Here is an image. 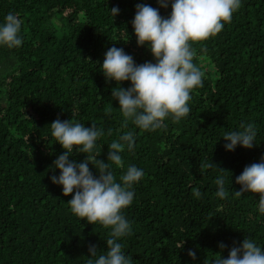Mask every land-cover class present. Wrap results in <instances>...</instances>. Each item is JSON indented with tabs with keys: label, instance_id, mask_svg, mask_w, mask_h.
Masks as SVG:
<instances>
[{
	"label": "trees",
	"instance_id": "trees-1",
	"mask_svg": "<svg viewBox=\"0 0 264 264\" xmlns=\"http://www.w3.org/2000/svg\"><path fill=\"white\" fill-rule=\"evenodd\" d=\"M140 3L165 18L171 13V3L162 8L157 0H0V25L9 12L23 22L22 45H0V264H88L90 245L98 250L93 261L107 250L110 229L73 215L67 202L75 193L64 196L51 182L60 175L53 162L64 152L51 135L57 118L104 129L93 154L105 163L110 143L135 132L134 150L122 153L124 167L112 169L117 180L129 165L144 172L123 210L131 234L119 242L132 264H212L244 238L264 250L259 194H234L244 167L264 157V0H241L220 33L192 43L203 86L191 92L186 117L167 118L155 131L122 127L112 98L117 82L106 81L101 66L111 47L137 65L155 63L132 27ZM242 122L254 124L256 145L227 151L224 134ZM72 155L77 163L86 159L75 148ZM211 161L226 171L213 165L201 173V163ZM221 176L225 199L215 195Z\"/></svg>",
	"mask_w": 264,
	"mask_h": 264
},
{
	"label": "clouds",
	"instance_id": "clouds-1",
	"mask_svg": "<svg viewBox=\"0 0 264 264\" xmlns=\"http://www.w3.org/2000/svg\"><path fill=\"white\" fill-rule=\"evenodd\" d=\"M157 3L162 8L171 3V13L167 18L160 15L159 9L140 3L136 5L131 21L137 45H148L155 63L137 65L122 48L111 47L101 65L105 80L117 82L112 98L119 102L124 118L123 128L131 123L141 131H155L165 126L167 118L179 122L190 113L191 92L203 86V73L193 62L191 45L220 33L241 7V0H157ZM110 11L115 17L119 9L113 7ZM22 23L19 16L9 12L0 25V45L9 49L21 46ZM124 81H130L131 87H120L119 84ZM50 126L52 137L64 149L53 162L60 175H53L51 182L62 186L64 196L75 193L67 202L73 215L89 224L99 223L110 229L107 250L94 261L91 258L97 257L98 250L96 245L89 246L88 264H132V258L123 252V245L119 242L122 237L131 234V225L123 210L132 204L133 185L141 180L144 172L135 165H129L117 180L112 169L113 165L124 167L122 153L126 149L134 150L135 132H124L110 143L105 163L93 154L97 140L106 134L104 129L94 124L85 127L72 119L61 121L59 118ZM239 127L238 131L224 134L223 139L228 142L225 144L227 151H234L237 145L246 149L256 145L254 124L242 122ZM107 135H111L110 129ZM74 148L77 153L86 155L83 162L70 160ZM89 164L98 175L93 174ZM213 165L222 172L226 171L211 161L201 163V173ZM215 183L218 188L215 195L220 199L227 198L224 177H218ZM235 183L241 186L234 193L236 197L244 193L259 194L258 211L264 215V157L258 163L245 166ZM193 195L201 197L198 189H193ZM219 247L223 250L226 245L220 243ZM188 255L196 258L195 251L189 250ZM212 264H264V250L252 239L244 238L239 246L234 244L231 247L227 258L218 253Z\"/></svg>",
	"mask_w": 264,
	"mask_h": 264
}]
</instances>
